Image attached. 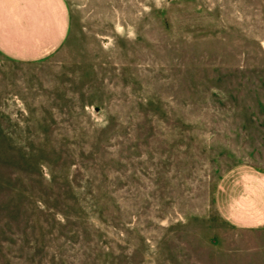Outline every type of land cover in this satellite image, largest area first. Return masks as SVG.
Here are the masks:
<instances>
[{"label":"rangeland","instance_id":"1","mask_svg":"<svg viewBox=\"0 0 264 264\" xmlns=\"http://www.w3.org/2000/svg\"><path fill=\"white\" fill-rule=\"evenodd\" d=\"M43 58L0 51V264H264L219 177L264 170V0H64Z\"/></svg>","mask_w":264,"mask_h":264},{"label":"crops","instance_id":"2","mask_svg":"<svg viewBox=\"0 0 264 264\" xmlns=\"http://www.w3.org/2000/svg\"><path fill=\"white\" fill-rule=\"evenodd\" d=\"M69 24L64 0H0V51L22 61L43 58L62 45ZM214 199L231 228H264V170L241 164L225 171Z\"/></svg>","mask_w":264,"mask_h":264}]
</instances>
